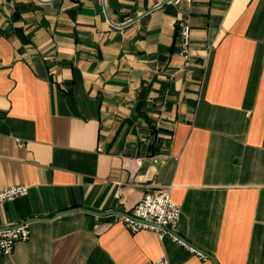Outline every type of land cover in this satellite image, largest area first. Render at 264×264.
Returning <instances> with one entry per match:
<instances>
[{
	"label": "crops",
	"instance_id": "obj_1",
	"mask_svg": "<svg viewBox=\"0 0 264 264\" xmlns=\"http://www.w3.org/2000/svg\"><path fill=\"white\" fill-rule=\"evenodd\" d=\"M13 185L28 193L0 204V229L29 221L30 238L0 264H214L114 221L169 187L177 235L216 264H264V0H0Z\"/></svg>",
	"mask_w": 264,
	"mask_h": 264
},
{
	"label": "built area",
	"instance_id": "obj_2",
	"mask_svg": "<svg viewBox=\"0 0 264 264\" xmlns=\"http://www.w3.org/2000/svg\"><path fill=\"white\" fill-rule=\"evenodd\" d=\"M191 0H163V4L180 6L189 4ZM179 53L184 60V66L190 63L191 30L188 23L179 26ZM155 161V159H153ZM28 187L25 185H13L0 189V204L12 201L27 195ZM181 207L171 199V189L158 188L146 193L139 202L123 214H115L114 221L122 223L132 233L140 230H152L156 232L159 239L167 236L174 242L186 246L191 252L205 258L193 248L187 246L180 240L175 228L180 218ZM30 238L29 223L0 229V254L10 255L17 242H24ZM149 264H170L166 257H162Z\"/></svg>",
	"mask_w": 264,
	"mask_h": 264
},
{
	"label": "water",
	"instance_id": "obj_3",
	"mask_svg": "<svg viewBox=\"0 0 264 264\" xmlns=\"http://www.w3.org/2000/svg\"><path fill=\"white\" fill-rule=\"evenodd\" d=\"M73 210H77V209H72V210H69V211L59 212V213H56L55 216H58V215H60V214H64V213H66V212H70V211H73ZM89 212H90V211H89ZM92 214H97V213H93V212H92ZM112 214L115 215V214H123V213H122V212H114V213H112ZM28 222H29V221H28ZM176 235H177V234H176ZM177 237H178L180 240H182L187 246H189V247L195 249V250H196L197 252H199L200 254L209 257V258L211 259V261H213V263L216 264V263L214 262V260L212 259V257H210V255H208V254L205 253L204 251H201L200 249H198V248L195 247L194 245L188 243L187 241H185V240H184L182 237H180L179 235H177Z\"/></svg>",
	"mask_w": 264,
	"mask_h": 264
}]
</instances>
